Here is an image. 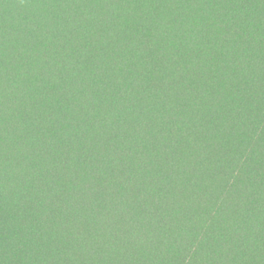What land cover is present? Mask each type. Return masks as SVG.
<instances>
[{"label": "trees", "instance_id": "trees-1", "mask_svg": "<svg viewBox=\"0 0 264 264\" xmlns=\"http://www.w3.org/2000/svg\"><path fill=\"white\" fill-rule=\"evenodd\" d=\"M23 2L0 264H264V0Z\"/></svg>", "mask_w": 264, "mask_h": 264}, {"label": "rangeland", "instance_id": "rangeland-1", "mask_svg": "<svg viewBox=\"0 0 264 264\" xmlns=\"http://www.w3.org/2000/svg\"><path fill=\"white\" fill-rule=\"evenodd\" d=\"M9 2H12V0H0V7L3 8L5 6H7ZM29 2H30V0H24L23 5H21V6H26ZM43 40H44V42H43L44 44L43 45H45V43H46L47 40H46L45 37L43 38Z\"/></svg>", "mask_w": 264, "mask_h": 264}]
</instances>
